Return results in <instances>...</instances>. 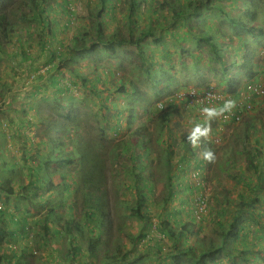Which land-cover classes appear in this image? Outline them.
<instances>
[{
  "label": "rangeland",
  "instance_id": "rangeland-1",
  "mask_svg": "<svg viewBox=\"0 0 264 264\" xmlns=\"http://www.w3.org/2000/svg\"><path fill=\"white\" fill-rule=\"evenodd\" d=\"M68 1L69 6L71 5L75 9L77 17L66 25L67 12L61 11L60 14H57L59 21L56 20L53 24L55 37H64L65 41L76 35L77 29H79L77 25L88 24L92 33V29L97 25L96 13H100L104 19L103 21L99 20V24L102 23V27L104 26L103 34L108 39L112 38L110 32L114 28H118L122 36L127 35L126 25L131 20L134 21L131 25L134 34L147 27V24L154 27L157 22L156 17L159 18L160 13H164L166 16L161 20L164 19V22H167V30L171 36L163 35L164 44L148 51L145 57L148 60L145 64L136 60L131 52L133 48L130 46L126 47V50L117 48L120 50L113 53L112 57H110V52L99 47L90 57L81 59L75 64H68V67L71 68H65L62 65L60 68L48 72L49 74H46L47 71L44 67L39 68L38 73L42 77L40 80L36 78L37 75H34V72L30 73L31 78L29 75L28 79L25 75L26 71L22 75H16L14 71L9 70L11 63L8 60H3L0 64V105L2 107L14 103L12 95L9 96V90L11 94L18 93L20 97L25 95L27 97L29 92L31 95L36 84L51 88L49 80L51 81L53 78L57 80L58 84L53 88L62 89L67 86L71 88L64 94H56L55 89L49 91L42 88L41 93L35 99L28 98L27 101L30 99L29 104H25L22 108L24 114H19L16 119L18 124L23 125V129H8L7 121L10 124L9 118L15 114L12 111L0 113V122L6 123L2 126L6 145L12 148V151L7 152L6 145H3L2 150L5 148V151H3L2 161L5 162L6 169L9 171H13L14 168L11 166L12 163H15L17 171L14 173L30 171L35 175L38 163L43 162L47 150H42L39 154L37 149L29 148V155L26 156V159H21V144L20 141L17 142V133L20 134V137L30 138L32 143L40 145L43 149L48 140V131L39 122L47 119L54 124L61 123L62 131L60 134L55 133L54 136L60 137L61 144L68 147V151L71 150L70 145L75 141L83 146L84 151L75 155L76 158L71 165L54 173L52 185L56 187L51 189L53 191L51 196L43 203H47L46 207H55V204H61V207L57 208L60 215H66L67 207L73 206L80 217L76 218V221L83 224L84 220H87L81 212V205L85 201L94 203V197L85 196V190L81 185L78 167L80 165L79 158L83 156L97 166L95 167L96 171L99 170L102 179L100 178L101 187L98 193H104L103 201L108 211L106 212V226L100 229V236L84 231L83 236L79 238V241H82L80 247L84 250L83 255L87 258V262L84 259L82 264H121L119 258L125 253L130 256L131 260L141 257L140 264H166L168 259L164 254L172 249V240L165 235L164 219L169 221L168 228L182 229L183 224L178 223L180 221L185 223L192 219L196 212L195 201L205 218L202 220L197 218L196 223L190 226L191 234L186 238L180 237L182 247L192 246L199 235L210 237L209 228L211 229L212 222L217 219L215 213L224 209L230 212L229 215L235 214L236 210L241 208L236 199L237 195L252 191V186L248 187V180L243 179L242 181V178L237 177L242 174L247 178H254L252 170L246 169L242 147H245V151L249 149L252 151L256 143L264 144V117L257 121L254 114L251 116L253 119L250 120V115L246 114L247 116H244L241 122L231 123L229 119H221L224 112L218 110L220 109L218 104L205 105L202 102L204 105L198 107L199 104L190 101V93H194L196 87H208V90L226 94L228 79L235 72L228 65L232 64L233 59L243 62L240 56L241 52L237 53L232 49L238 45L241 47L243 42L239 41V36H241L240 39L248 41L247 46H252V49L257 51L255 61L258 65L261 64L258 52L264 46V38L261 39V45L258 47L256 41L249 37V33H240V31L238 33L234 22L228 23L227 19L236 16L242 19L244 9L250 8L256 14L257 21L255 17L253 21L256 25L261 26V22L264 20V0H216L211 5L217 4V9L212 8L211 11L203 7V12L200 11L201 15L196 20L190 19L189 15L185 20L173 18L175 10H178V5L185 4L187 0H158L159 2H171L166 5L164 12L154 15H151L150 10L153 9V5L141 4L135 8L132 16L126 10L128 0H119L115 3L116 7L114 6L116 0ZM109 6H113L112 14L109 13L111 12L108 9ZM158 8L160 6L157 5ZM223 12L227 14V18ZM190 25H192L191 31H189ZM204 25L212 29L206 34L213 35L214 38L217 37L220 42L218 43L219 48L227 47L223 51V59L228 69L224 71V68L223 73L222 70H216V64L210 59V52L205 51L203 43L198 41ZM259 26H255V29ZM215 33H218L219 36L222 33V37H218ZM18 37L20 36H16L14 39H18ZM51 46L58 49L59 44L52 42ZM144 47L150 48V43H146ZM182 48L189 52V54L185 53L183 58L181 57ZM5 50L9 55L15 51L11 45L6 46ZM63 50L66 51L65 48ZM29 51V58L30 55L34 57L37 53L32 49ZM261 51L264 53V50L261 49ZM55 54L57 55V50H55ZM31 62L33 65L39 64L36 59ZM25 64L23 62L24 66ZM248 81L250 80L247 77H243L241 84ZM171 94L176 95V109L171 106H167L164 111L155 108L159 101ZM4 95L6 96L2 98ZM263 98L264 93L259 99V108L263 107L261 103ZM60 103L67 106L68 111L64 112H68V118L57 116L55 110L59 109ZM206 108L213 110L214 114L209 116L204 112ZM2 110L0 108V111ZM164 115H167L170 120L165 129L162 128ZM191 116L195 117L192 119ZM249 120L251 123L248 127H252V129L245 140L246 134L244 133L248 128L245 124ZM195 122L198 123L196 126ZM24 125L28 129H25ZM194 126L199 131L196 129L193 134H202L203 132V136L211 143L212 146L209 149L211 158L206 159L203 152L196 148L198 150L197 159L189 158L188 163H184L183 152L181 153L176 148V141ZM169 132L176 139L172 140ZM144 135L151 139V150H144L143 146H137L138 140ZM130 136H133L132 142L129 140ZM9 143H12V146H9ZM131 143L132 150L124 152L123 147ZM167 143L172 145L173 152L170 154L167 152L166 156L177 168L174 171L166 167L165 159L159 155L163 153ZM61 150V148H56L55 152L61 154ZM68 153L73 154V151ZM131 157L134 158L136 165L147 166L150 170L149 178L153 182L152 187L156 192L154 196H150L149 209L147 212L144 211L149 220L139 221L130 215L136 200L131 172L134 163ZM203 158L206 159V162L203 166H199V161ZM182 162L185 167L181 166ZM167 175H175L177 182L180 180L181 184L180 188H178L177 182L174 184V188L171 190V194L174 195L172 201L163 200L167 193L170 194L164 186ZM60 176L64 177L63 182ZM198 184L201 187L200 192L193 190L194 185ZM67 187L70 188V191ZM190 187L192 191H187ZM98 190L92 189L96 193ZM197 192L199 193L197 194ZM31 203H36L35 198L27 207H31ZM250 206L247 207L248 210L251 208ZM173 209L177 213L168 216L169 211ZM254 210L256 214L259 213L264 218V197L261 202L258 201ZM210 211L211 214L208 215ZM247 213L243 216H247ZM209 216L214 219L210 221ZM246 220L244 226H250L252 229L248 230V235L247 230L242 234L247 235L251 246L249 245L247 251L242 255L246 260L242 262L238 258L237 262L240 264H264L262 260V257L264 258V235L256 229L255 224H248V217ZM177 221L179 222L177 223ZM199 221L200 223H198ZM199 225L202 229L197 231ZM121 228H126L133 235L140 231L139 236L144 235L145 237L141 241L133 242L121 233ZM94 232L98 233L97 228H94ZM183 232L184 230H182ZM217 240L214 237L216 245L219 244ZM99 242L102 243L97 245ZM39 254L40 252L35 256L38 261L34 259L33 263L40 261V263H46L42 255ZM222 260V256H219V263L216 261L215 264H227Z\"/></svg>",
  "mask_w": 264,
  "mask_h": 264
},
{
  "label": "trees",
  "instance_id": "trees-1",
  "mask_svg": "<svg viewBox=\"0 0 264 264\" xmlns=\"http://www.w3.org/2000/svg\"><path fill=\"white\" fill-rule=\"evenodd\" d=\"M118 1L119 0L114 1L115 7V3H117ZM215 1L216 0H187L185 4L178 5V10H175L173 18L176 20H185L189 15L190 19L196 20L198 16L201 15L200 11L203 12V7L211 11L213 10L212 8L217 9V4H215V6L211 5L214 4ZM170 2H159L158 0H128V7L126 8V10L130 12V16H132L135 12V8L141 6V4L145 6L153 5V9L150 10L151 15H154L159 14L160 12H164L166 9V5L170 4ZM156 4L160 6V8L157 9ZM112 7L113 6H109L108 9L111 11ZM156 9L158 12L156 11ZM61 11L67 12L66 18L68 21L66 22V25H68L71 21L73 22V20L77 17L75 9L71 7V5L69 6L68 0H0V64H2L3 60H8L9 63H11L9 64V70L14 71L16 75H22L23 72L26 71L25 75L28 79L29 75L31 78L30 73L34 72V75H37L36 78L40 80L42 79V77H40V74L38 73L39 68L44 67L47 71L46 74H49L48 72H52V70L58 69L62 65H64L65 68H71L68 67V64H75L81 59L83 60L84 58L90 57V55L99 47L101 49L104 48L105 50L110 52V57H112L113 53H115L117 50H120L117 48H125L126 50V47L128 46L133 48L131 52L134 54L136 60H139V62L141 61V64H145L146 60H148L147 58H145L148 51L154 50V47L159 48L164 44L163 35L171 36V33L167 30V22H164V19L161 20V18H165L166 16L164 15V13H160V19L158 17H156L157 19L155 18L157 22L155 23L154 27H152L150 24H147V27L140 29L137 34H134L132 33L133 31L131 29V25L134 23V21L131 20V22L126 25L127 35L122 36L121 31L118 28H114L110 32L112 33V38L108 39L106 38V35L103 34L104 26L102 27V23L99 24V20L103 21L104 19H102L100 13H96L95 18L97 21V25L96 27H94V29H92V33L90 30L91 27L88 24H84L82 26L77 25L79 29H77L76 35L65 41L64 37L56 38L53 33V24L56 20L59 21L57 14H60L59 12ZM109 13L112 14V11ZM223 15L227 18V14L225 12H223ZM254 17L257 21L254 11L244 9L242 19L241 17L236 16L233 18H228L227 20L228 23L234 22L235 29L238 33L239 31L240 33H249V37H251L253 41H256V45L259 47L261 45V39L264 38V20L261 22V26H259L258 24L256 25L253 21ZM203 20H205V18H203ZM191 26L192 25H190L189 27V31H191ZM255 26L259 27L255 29ZM31 30L35 31L38 40L33 36L31 37V34H29ZM211 30V28L204 25L198 41L203 43L202 46L205 51L210 52V59L216 64V70H222L223 73L226 69H228L223 59V51L227 47L219 48L218 43L220 42L217 37L214 38L212 37L213 35L206 34ZM215 34L218 35V37H222V33L220 34V36L218 33ZM17 35L20 37H18V39H14ZM117 35L121 38H119ZM240 37L241 36H239V41L243 42L241 44V47L240 45H238L232 49L237 53L241 52L240 56L243 62H237L235 61V59H233L232 64L228 65L230 66V68H233L235 70V72L232 74V76L229 77L227 82V91L231 92L232 99L234 100L236 99L235 92L241 86L243 77H247L250 82L255 83L254 78L257 77L258 72L261 71L262 74L257 78V80L260 78L264 79V72L262 71L264 69V55L261 56L259 54L262 65H258L257 61H255L257 51L253 50L252 46H247L248 41L245 39H240ZM47 39H50V41H48ZM52 42H57L59 44L58 49L51 46ZM146 43H150L151 47H144ZM10 45L15 51L11 52V54L9 55L6 52L5 47ZM63 48H65L66 51H64ZM262 48L264 49V46ZM31 49L35 51L36 49L38 50L34 57H31L30 55V58L31 61H34V59L39 61L41 64L40 67L33 65V63L30 61L28 54L30 52L29 50ZM55 50H57V55L55 54ZM185 53L189 54L188 51H185V49L182 48V58ZM45 55L48 56L46 60ZM23 62L27 65L25 64L24 66ZM56 81L57 80L55 78H53V80L51 81L49 80V85L51 86V88L44 87L41 84L34 85V90L31 92V95L29 94L30 92L28 93V98L35 99L38 94L41 93L42 88L49 91L51 89H55L53 87H56L58 85ZM70 88V86L64 87L62 89L56 88L54 92L56 94H64ZM206 90L208 91V87L195 88V92L201 96L204 95ZM8 93L10 97L11 95L13 97L12 102L16 101L14 100L15 97L17 99L22 98L23 100L26 98V95L24 97H20L18 93L11 94L10 90L8 91ZM5 96L6 95H4L2 98H4ZM175 96L176 95L173 94L169 95L162 101H159L156 104L157 107L155 108L160 111H164L167 106H171V108L176 109L177 106L175 105ZM29 100L26 101V105L29 104ZM194 100L195 99H193V101ZM190 101H192L191 98ZM249 101L254 107L255 120H261L264 117V98L261 102L263 106L262 108L258 107V102L255 99H249ZM231 102L232 101H230V103ZM159 104L162 105L161 108L158 107ZM217 104L220 107V109L218 110L223 109L224 111H227L226 106L223 102H217ZM58 107L59 109L55 110L57 112V116H65L66 118H68V112H64L66 110L68 111L67 106L64 103H60ZM0 108L3 109L2 111H0V113H2L3 111L10 113V111L13 110L11 103L7 107H5V105L3 107L0 105ZM198 115L200 114L198 113ZM191 117L193 119L195 116ZM9 119L11 120L10 124H8L7 120V124L2 121L0 122V133H2V126H4L5 124L8 129L16 128L14 124V118L10 117ZM252 119L253 118L251 117L250 120ZM250 120L248 122L245 121L246 127H248L251 123ZM169 121L170 120L168 116L164 115L162 125L163 129L166 128ZM39 124L46 128V131H48L47 143L43 149L40 147V145L34 143H31L30 145L32 146V149H37L39 154L42 150H47V153L43 159V162L38 163V167L36 166L37 168L35 171V175L30 171L26 172L29 175L28 184L26 186L29 192L26 193L25 197H29L30 194H33L36 197V203L31 204H39L41 206V203H43L45 199L51 196H48V194L45 193L43 194L42 192H47V190L56 187L55 185H52L53 177L51 178V176H53L57 170L71 165L76 158L75 155L81 154L84 151V148L81 144L75 141L70 145L72 147L71 150L68 151V147H65L64 144H61L60 137H57L56 135L54 136L55 133L58 132L60 134V132L62 131L61 123L54 124L50 120L45 119L44 121H40ZM197 124L198 123L195 122L194 125L196 126ZM195 126L191 127L187 133H184V135L180 136V139L176 141V148H178L181 153L183 152L182 160L184 159V163H188L189 158L197 159L198 150L202 151L205 157V153H209L210 146H212L211 143L208 142L207 139L203 136V132L202 134H193L194 130L197 129V127ZM24 128L28 129L26 125H24ZM251 129L252 127H248L247 131L244 133L246 134L245 140L248 138V134ZM169 136L172 137L171 132H169ZM21 138L22 137H18L17 142L21 140ZM26 139H28V142L31 141L28 137H26ZM132 139L133 136H130V142H132ZM173 139L176 138L173 136L172 140ZM9 146H12V143H9ZM137 146H143L144 150H151V139L144 135V137L138 140ZM132 147V143L127 144L123 147V151L130 152L132 150ZM56 148L62 149L60 152L61 154L55 152ZM171 148L172 145H166L163 153H160L159 155L160 157H163V159H165L166 167L171 171H174V169L177 170V168L171 164L170 159H168V157L166 156L167 152L168 154L173 152ZM244 149L245 147H242L246 169L252 170V172L254 173V178L252 179L250 177V179L246 176H242V174L237 177L240 179L242 178V181L243 179L248 180V187L252 186V191L250 193L243 192L237 195L236 199L240 203L241 208L236 210V213L232 215H229L230 212H227L224 209L215 213L217 219L212 222L211 229L209 228V233L211 234L210 237H207L206 235V237H204L201 234L196 237V241L192 246L189 245L182 247V241L180 237L186 238L191 234L190 226L196 223L197 218L201 220L205 218V216L200 212L198 204L195 201L194 204L196 207V212L192 219L185 223H183L182 221H177V223L179 222L178 224H183L182 229L180 228L174 230L168 228L169 221L168 219H164L165 221L163 220V226L165 229V235L169 236L172 240V249L170 251L168 250L164 254L168 259L166 264H215L216 261L218 262L219 256H222V261H225L227 264H240L239 262H237L238 258H240V261L244 262L246 258L244 257V259L242 255L245 251H247L249 245L251 246V243L248 242L247 237L248 230L252 229V227L250 226H244V223L247 221L246 217H248L249 220L248 224H255L256 229L260 230L264 235V218L261 217L259 213L256 214V211L254 210V207L258 203V201L261 202L264 197V144L259 145L258 143H256L252 151L250 149L248 151H245ZM9 150L12 151V148L7 147L6 145V151L8 152ZM3 151H5V148L3 149ZM71 151H73V154L68 153ZM131 160L134 163V158L131 157ZM79 161L80 165L78 167V172L80 174L79 177H81L80 180L82 181L81 185L85 190V196L94 197V203L93 201H85L81 205V212L87 219L84 220L83 224L76 221V218L80 217H78L73 206L67 207L66 215H60V213L58 212L59 209L57 208H60L61 204H55V207L53 208L49 206L51 207V209L48 210L45 215L39 219V221H35L34 224H32L29 219V215H24V217H22L21 215H19V212H16L14 207L8 205L7 198H5L3 192L5 190L7 195H10L13 193V191L11 189H7V187L0 185V188L2 190H0V217H6L7 213H11L12 221L15 224L20 223V225H22L17 230H10L6 226L0 227V246L22 237L20 239L23 241L20 246V252L22 255L18 257H16V255H11L12 257L10 256V262H12L11 260L15 259L16 262L14 264H34V259L35 261H38L35 256L39 252V255H42V252L45 253L42 258H45L46 264H82L84 259L86 260L85 262H87V258L85 257V255H83L84 250H82V248L80 247V242L82 241H79V238L83 236L84 231L88 232L89 234L96 233L100 236V229H103L106 226V212L108 211L105 206V202L103 201L104 193H98L100 191L99 188L101 187L102 178L99 175V170H95V167L97 166L90 163L89 159H87L86 157L84 158L83 156L79 158ZM205 162L206 159L203 158L199 161L198 165L203 166ZM14 166L15 165H12L13 168ZM181 166L185 167L183 165V162ZM131 172L132 180L134 181V194L136 200L135 205L131 208L130 215L139 221L149 220V218L146 217L147 215L144 214V211L147 212V210L149 209L150 196H154V193L156 192L152 187L153 182H151L149 178V176L151 175L150 170L147 168V166L136 165L134 163L132 165ZM60 178L62 181L64 177L60 176ZM176 182L177 179L175 178V175H167L164 181V186L170 194L167 193V195L163 198L164 201L174 200V195L171 194V190H173V186ZM177 184L178 188H180V180L177 182ZM43 188L45 189L43 190ZM67 188L70 191V188ZM200 188V184L194 185L193 190L200 192ZM92 189L99 190L96 193L92 191ZM187 191H192L191 187L190 189L188 188ZM199 192H197V194ZM249 205H251V208H249L248 210L247 207ZM190 209L191 208L189 207V210ZM169 213L170 214H167L168 216L176 214L177 211L173 209L172 211H169ZM246 213L247 216H243L244 214L246 215ZM210 214L211 211L208 212V215ZM209 219L210 221H212V219L214 218L209 216ZM260 221H262V223H260ZM87 223L90 225H88ZM198 223H200V221ZM94 228H97L98 233L94 232ZM201 229L202 227L201 225H199L197 227V231H200ZM182 230H184L183 233ZM245 230H247V235L242 234L245 232ZM120 231L123 235H125V237L133 242L135 240L141 241L145 237L144 235L139 236L140 231L136 235L131 234L130 231L126 228H121ZM214 237L218 239L217 241L219 242V244L216 245V243H214ZM101 243L102 242H99L97 243V245ZM159 252H161L160 249ZM2 258L3 256L1 255L0 261H2ZM61 259H63V261H60ZM119 260L121 264H140L141 257L131 260L130 256L125 253L120 256ZM262 260L264 262L263 257ZM40 262H35V264H45Z\"/></svg>",
  "mask_w": 264,
  "mask_h": 264
},
{
  "label": "crops",
  "instance_id": "crops-1",
  "mask_svg": "<svg viewBox=\"0 0 264 264\" xmlns=\"http://www.w3.org/2000/svg\"><path fill=\"white\" fill-rule=\"evenodd\" d=\"M53 32H54V29H53ZM29 34H31V37L33 36L37 39L35 31L31 30ZM56 38H58V37L56 36ZM47 40L50 41V39H47ZM37 51L38 50L36 49V52ZM46 58H48L47 55H45V60H46ZM35 66L40 67L41 66L40 62H39V64H35ZM25 99L26 100H23L22 98L17 99L15 97L14 100H16V101H14V103H12V107H13L12 112L15 114V115H12L14 118V124H15V127L19 128V129H23V125L18 124L16 119H17V117H19V114H24L22 108H23V106H25V103L28 99V95ZM26 134L28 135V133H26ZM17 136L20 137V134L17 133ZM19 141L21 144V150H20L22 153L21 159H24V158L26 159V156L29 155V151H30L29 148L32 149V146L30 145L32 142L31 141L28 142V139H26V137H22L21 140H19ZM4 144H6V139L4 138V134L0 133V152H1L0 153V185L7 187V189H11L13 191L12 194L7 195V193L4 190V192H3L4 196H5V198H7V203L9 206L14 207L16 212H19V215H21L22 217H24V215H29V219H30L31 223L34 224V222L39 221V219L42 218L44 216V214L48 210L51 209L52 206L46 207L47 203L45 202V203H41V206L37 205V204L36 205L31 204V207H27V205H29V203L32 202V200H34V198L36 200V197L33 194H30L29 197H25L26 193L29 192V190L26 187L28 184V176L29 175H28V173H22V172L20 173V171H18L17 173H14L17 171V169H16L17 167H16L15 163H12V165H15L13 171L12 170L9 171L8 169H6L7 168L6 164H5V162L2 161V156H3L2 147ZM21 159H19L20 162H21ZM10 172H13V173H10ZM52 177L53 176H51V178ZM23 179H24V182L21 183V181ZM44 189L45 188H43V190ZM0 190H1V188H0ZM52 192L53 191L50 189V190H47V192H42V193L48 194V196H50L52 194ZM51 203H53V201H51ZM6 215H7L6 217H3V218L0 217V227L6 226L10 230H15V229L17 230L19 227L22 226V225H20V223L15 224L12 221L11 213H7ZM10 219H11V221H10ZM13 223L17 226H15ZM21 238H19L17 240H13V241L8 242V243H5V244L0 246V257H1V255L3 256L2 261H0V264H9V263L14 264L16 261H15V259H13V260H11L12 262H10L9 261L10 256L16 255V257H18V256L22 255L20 252V246H21V243H23V241L20 240ZM26 253H27V251H26ZM43 255H45V253L42 252V256ZM43 259L45 260L44 257H43Z\"/></svg>",
  "mask_w": 264,
  "mask_h": 264
},
{
  "label": "built area",
  "instance_id": "built-area-1",
  "mask_svg": "<svg viewBox=\"0 0 264 264\" xmlns=\"http://www.w3.org/2000/svg\"><path fill=\"white\" fill-rule=\"evenodd\" d=\"M263 93H264V79L246 85L242 91L235 93L236 94L235 106L227 108V111L224 112V115L221 116V119L223 120L229 119L232 123H238L242 118V115L245 112L250 111L252 108L249 99L251 97L261 98L263 96ZM248 95H250L251 97L249 98ZM231 97H232L231 95H223L214 90L212 91L206 90L203 96L197 94L196 92L190 93V98L192 99V101L193 99H195L194 102L199 104V106H203L204 104L206 105L209 103L213 104L217 102L218 103L223 102L225 104H228L231 101ZM158 107L161 108L162 105L159 104Z\"/></svg>",
  "mask_w": 264,
  "mask_h": 264
},
{
  "label": "clouds",
  "instance_id": "clouds-1",
  "mask_svg": "<svg viewBox=\"0 0 264 264\" xmlns=\"http://www.w3.org/2000/svg\"><path fill=\"white\" fill-rule=\"evenodd\" d=\"M248 10H251V11H253V9H250V8H248ZM262 50H264L263 48H261ZM261 49H260V51L258 52L261 56L262 55H264V53L261 51ZM264 64V63H263ZM263 72H264V69L262 70ZM262 73H261V71L260 72H258V75H257V77L254 79V81L255 82H257V81H259V80H261L262 78H260V79H258L257 80V78L261 75ZM250 83H253V82H250V81H248V82H246V83H244V84H241V86L237 89V91L235 92V93H238V92H240V91H242L243 90V88L246 86V85H248V84H250ZM223 95H231V92H229V91H227L226 90V94H223ZM251 99H255L258 103H259V99L260 98H257V97H251L250 98V100ZM231 103H228V104H225L224 103V105L226 106V109L227 108H229V107H234L235 106V103H236V99L234 100V99H232V97H231ZM250 102V101H249ZM221 103V102H220ZM214 104V103H213ZM217 104V103H216ZM251 104V103H250ZM252 105V104H251ZM221 111H223V112H225L223 109H221ZM204 112L205 113H207L209 116H211V115H213L214 114V111L213 110H210V109H204ZM250 115L249 117H251V116H253L255 113H254V107L252 106V108H251V110L250 111H248V112H245L243 115H242V118L240 119V121L239 122H241L242 121V119H243V117L245 116H247V115ZM238 122V123H239ZM232 123V122H231ZM198 131H199V129H197ZM191 139V138H190ZM205 158L206 159H210L211 158V153L209 152V153H206V155H205ZM200 212H202V210H200Z\"/></svg>",
  "mask_w": 264,
  "mask_h": 264
}]
</instances>
